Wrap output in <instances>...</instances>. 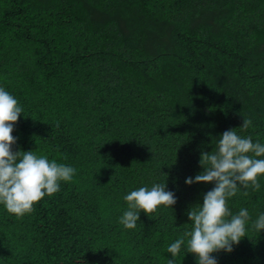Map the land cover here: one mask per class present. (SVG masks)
<instances>
[{"label":"trees","instance_id":"trees-1","mask_svg":"<svg viewBox=\"0 0 264 264\" xmlns=\"http://www.w3.org/2000/svg\"><path fill=\"white\" fill-rule=\"evenodd\" d=\"M0 85L26 115L13 150L76 169L22 217L0 206V264H167L214 186L185 183L201 151L232 128L264 142V0H0ZM259 180L233 212H264ZM154 181L176 203L123 228V195ZM247 234L218 264H264V230Z\"/></svg>","mask_w":264,"mask_h":264},{"label":"clouds","instance_id":"clouds-1","mask_svg":"<svg viewBox=\"0 0 264 264\" xmlns=\"http://www.w3.org/2000/svg\"><path fill=\"white\" fill-rule=\"evenodd\" d=\"M22 113L25 115L24 108L15 95L0 85V206L17 217L30 213L41 198L58 192L61 182H70L76 172L74 166L59 163L48 155L13 150L17 137L12 133ZM251 123L244 117L239 128L247 129ZM199 163L202 171L186 177L185 183L214 182V186L203 193L202 203L187 210L191 226L167 245V252L171 253L167 264H177L182 247L185 253L194 254L196 264H218L213 253H230L234 245L249 236L250 229L258 233L264 230V212L252 219L247 207L236 212L228 207L230 198L240 189L261 188L264 142L241 135L236 128L228 129L216 137L214 150L212 147L211 151H201ZM122 198L127 207L117 222L125 229L136 228L142 210L150 215L159 206L172 207L177 199L167 182L162 181L133 188Z\"/></svg>","mask_w":264,"mask_h":264}]
</instances>
